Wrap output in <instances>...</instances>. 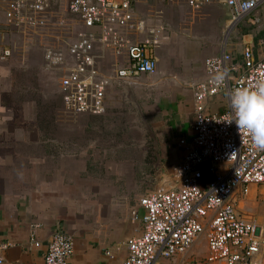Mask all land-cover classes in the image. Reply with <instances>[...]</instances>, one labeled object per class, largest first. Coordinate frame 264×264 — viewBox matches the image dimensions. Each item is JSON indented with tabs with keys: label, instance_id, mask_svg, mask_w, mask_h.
I'll return each mask as SVG.
<instances>
[{
	"label": "crops",
	"instance_id": "1",
	"mask_svg": "<svg viewBox=\"0 0 264 264\" xmlns=\"http://www.w3.org/2000/svg\"><path fill=\"white\" fill-rule=\"evenodd\" d=\"M134 16L165 29L153 53L157 70L114 86L117 98L100 116L66 113L42 50L0 33L13 51L0 61V245H9L3 264H45L56 232L74 240L68 264H122V245L139 230L131 211L141 215L139 200L171 180L182 160L178 142L193 135V88L204 80V60L223 50L238 58L246 46L255 59L264 57V41L254 36L264 31V6L249 16L259 19L254 35L242 32L251 25L243 20L225 43L229 11L217 3L195 17L185 3L139 0ZM114 61L106 51L98 67L109 71ZM225 108L223 96L207 103L212 112ZM134 135L140 145L127 144Z\"/></svg>",
	"mask_w": 264,
	"mask_h": 264
},
{
	"label": "built area",
	"instance_id": "2",
	"mask_svg": "<svg viewBox=\"0 0 264 264\" xmlns=\"http://www.w3.org/2000/svg\"><path fill=\"white\" fill-rule=\"evenodd\" d=\"M138 1L0 0L5 21L0 33L42 50L43 70L58 80L66 113L100 116L117 98L111 94L114 86L157 70L153 53L165 29L135 18ZM156 1L185 3L195 17L206 5H223L230 29L243 20L258 25L259 19L249 16L264 6V0ZM106 51L115 61L109 71H102L98 63ZM12 53L0 42V61ZM203 69L204 80L193 88V135L178 142L182 160L171 180L139 200L141 215L131 211V221L141 229L122 245V264H185L202 236L206 256L197 264H263L264 227L241 205L251 196H264V150L239 133L230 95L237 88H254L264 78V57L255 59L248 46L238 58L223 50L205 59ZM220 75L222 82L217 80ZM217 96L225 98V110L209 111L208 101ZM204 163L209 165L192 171ZM8 247L0 245V264ZM73 254V238L56 232L48 240L44 263L68 264Z\"/></svg>",
	"mask_w": 264,
	"mask_h": 264
},
{
	"label": "clouds",
	"instance_id": "3",
	"mask_svg": "<svg viewBox=\"0 0 264 264\" xmlns=\"http://www.w3.org/2000/svg\"><path fill=\"white\" fill-rule=\"evenodd\" d=\"M223 79V75L217 77L219 82ZM230 106L239 133L249 136L255 149L264 150V78L257 81L254 88L234 90Z\"/></svg>",
	"mask_w": 264,
	"mask_h": 264
},
{
	"label": "rangeland",
	"instance_id": "4",
	"mask_svg": "<svg viewBox=\"0 0 264 264\" xmlns=\"http://www.w3.org/2000/svg\"><path fill=\"white\" fill-rule=\"evenodd\" d=\"M243 23L240 22L239 25H241ZM250 25V24H249ZM260 25L258 26H247L245 27V29L247 31L242 30L243 33H249L254 35L255 31L257 32V28H259ZM232 29H236V27L231 28L230 27L226 30V32L224 33V37H223V43H225L228 40V37L230 35V32L232 31ZM258 39H261L262 41H264V31L260 34L254 35ZM257 40H255V42H257ZM126 117H129L128 115ZM127 140V144H136V145H140L138 143V141H140L141 139L139 137H137L136 135H134L132 138L129 137L126 139ZM243 208V211L246 212L247 214H251L254 215L255 218L257 219V221L259 223H261L264 227V196L263 195H258V196H252L250 197L248 200H246L245 202H243V204L241 205ZM135 228L137 229H141V224L137 223ZM206 256V243H205V238L202 236L199 238L198 244L194 247L193 249V255L188 257V259L185 261V264H197L202 262V260L205 258ZM263 264H264V256H263Z\"/></svg>",
	"mask_w": 264,
	"mask_h": 264
},
{
	"label": "water",
	"instance_id": "5",
	"mask_svg": "<svg viewBox=\"0 0 264 264\" xmlns=\"http://www.w3.org/2000/svg\"><path fill=\"white\" fill-rule=\"evenodd\" d=\"M207 165H209V163H204V164L198 165L192 171L203 170Z\"/></svg>",
	"mask_w": 264,
	"mask_h": 264
}]
</instances>
